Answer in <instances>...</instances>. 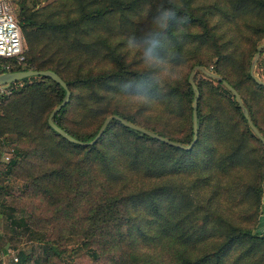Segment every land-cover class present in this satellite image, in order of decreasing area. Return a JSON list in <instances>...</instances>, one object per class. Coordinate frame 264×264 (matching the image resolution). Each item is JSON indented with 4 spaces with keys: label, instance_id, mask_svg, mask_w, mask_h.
Returning <instances> with one entry per match:
<instances>
[{
    "label": "trees",
    "instance_id": "obj_1",
    "mask_svg": "<svg viewBox=\"0 0 264 264\" xmlns=\"http://www.w3.org/2000/svg\"><path fill=\"white\" fill-rule=\"evenodd\" d=\"M34 4L21 0L15 17L23 65L0 58V72L58 73L70 93L52 120L73 137L89 140L116 113L187 144L194 93L186 73L159 71L199 63L238 92L264 138V84L245 72L264 36V0H63L41 18ZM129 12L113 30L110 15ZM195 84L187 149L116 119L93 144L68 141L46 121L64 89L43 75L0 91V137L15 143L0 175L21 179L29 213L2 203L0 212L42 249L39 259L17 250L13 264H264V233L254 230L264 146L229 89Z\"/></svg>",
    "mask_w": 264,
    "mask_h": 264
},
{
    "label": "rangeland",
    "instance_id": "obj_2",
    "mask_svg": "<svg viewBox=\"0 0 264 264\" xmlns=\"http://www.w3.org/2000/svg\"><path fill=\"white\" fill-rule=\"evenodd\" d=\"M21 0H9L11 10L16 17L17 10H18V5ZM60 1L63 0H25V3L28 6H31L33 2L34 4V9H37L38 11V18L44 17L48 11L52 10L54 8V4L60 3ZM141 12L138 15V19L141 20L142 22H145V13H146V6H144L141 10ZM132 14L131 12L126 13L124 16L123 14H119L122 16H119L117 14L110 15V18H108L109 21L112 22L113 30L116 29V25L118 26L120 21H124L125 17L128 19V16L131 17ZM59 16V15H57ZM55 16V17H57ZM264 42V36L261 37L256 43L255 46L258 43ZM25 49L24 41L22 38V50ZM250 54V52H249ZM249 56L246 59V64H245V72H248V68H246V65L249 63ZM24 60L20 63H16L18 65H23ZM145 62H149L147 59ZM192 65V64H191ZM185 66L181 63L177 64H167L164 65V67L159 71V74L167 75V74H174V75H183L185 74V77L188 74V71L191 67ZM253 72L256 73L261 79L264 80V48L262 51L259 53L254 67H253ZM201 78L203 79H209L208 76L203 74L199 70H195L193 74V80L197 82ZM215 84V81H213ZM0 90H3V88H0ZM4 92H7L6 90ZM8 93V92H7ZM14 138L13 134L5 133L0 137V141L3 140V144L0 145L1 151L5 152L8 156L13 155L14 150H15V143L12 141ZM1 144V143H0ZM10 149H12V154L10 152ZM262 156H264V152H262ZM264 158V157H263ZM6 159L3 157L0 158V169L4 168L1 166V164H5ZM263 172H264V166H263ZM264 177V176H263ZM264 181V180H263ZM21 179L14 176V175H9L7 178H3L2 175H0V183L4 184L5 190L1 194L0 192V203L2 204H7V205H12L15 207V211L13 213L15 215H27L29 213V210L27 208V205L29 204L25 198H22L21 196H18L17 193L19 190V187L21 185ZM184 183V182H183ZM1 191V190H0ZM259 213L257 220L254 225V230L259 231L261 233H264V189L260 195V202H259ZM46 227H49L46 225ZM20 230L18 228L12 229L11 226L7 225L6 219L4 217V214L0 212V264H13V261L16 259V251L19 249H23L27 252H29L32 255V258L39 259L38 257L41 256V243L33 240H29L25 234L20 233ZM48 233H50V229L48 228L47 230ZM6 249V252H3ZM68 260V259H67Z\"/></svg>",
    "mask_w": 264,
    "mask_h": 264
},
{
    "label": "water",
    "instance_id": "obj_3",
    "mask_svg": "<svg viewBox=\"0 0 264 264\" xmlns=\"http://www.w3.org/2000/svg\"><path fill=\"white\" fill-rule=\"evenodd\" d=\"M263 48H264V42L258 43L255 46V51L253 53V56L251 58L249 66H248L249 74L253 77V79L256 82H258L260 84H264V80L258 78L253 73V67H254L255 61H256L259 53H260V50ZM195 70L201 71L203 74H205L209 78H213L217 81H220L227 89L230 90V92L234 96V99H235L237 105L240 107L241 113H242L243 117L245 118L248 126L250 127L252 132L260 139V141L262 142V144L264 146V138L260 134L258 129L254 126V124L251 122V120L249 119L247 109L243 105L238 92L220 74L206 68L205 66H203L202 64H199V63H195V64L191 65V67L188 71V74H187V82L189 83V85H190V87L194 93V96H193L191 103H190L192 134H191V139L187 144H183V143H180V142L175 141L173 139H170L166 136L157 134L156 132H154V131H152V130L144 127V126H141L139 124H136L134 122L128 121V120L120 117L116 113H110V114L105 115L103 117V119L101 120L96 132L94 133V135L89 140H80L78 138L73 137L72 135L67 133L65 130H63L61 127H59L52 120V116L54 115V113H56L59 110V108L68 101L70 92H69L68 86H67L66 82L63 80V78L58 73H56L53 69H50V68H39V69L27 68V69H19V70H12V71L11 70L2 71V72H0V86H5L12 81H15L17 79H20V78H23L26 76H30V75H43V76L49 77L52 80H54L55 82H57L64 89V94H63L61 100L51 108V110L49 111V113L47 115L46 121L52 129H54L58 134H60L63 138L67 139L68 141L78 143L81 145L93 144L98 139V137L101 135V133H102L104 127L106 126V124L108 123V121L111 119H116L127 127H131L133 129L139 130V131L145 133L146 135H149L151 137L159 139V140H161L165 143H168L170 145H174L177 147L187 149V148L191 147V145L193 144V142L195 141L196 136H197L195 106H196V101H197V96H198V90H197L195 81L193 80V74H194Z\"/></svg>",
    "mask_w": 264,
    "mask_h": 264
},
{
    "label": "built area",
    "instance_id": "obj_4",
    "mask_svg": "<svg viewBox=\"0 0 264 264\" xmlns=\"http://www.w3.org/2000/svg\"><path fill=\"white\" fill-rule=\"evenodd\" d=\"M22 36L19 25L11 10L9 0H0V58H13L16 63H20L23 60L22 54ZM3 68L7 69L9 64H4ZM3 90L9 91L11 86L9 84L0 86ZM0 145L3 144V140L0 141ZM12 154V149H10ZM0 149V158L6 159V162L11 158ZM16 259V257H14Z\"/></svg>",
    "mask_w": 264,
    "mask_h": 264
}]
</instances>
